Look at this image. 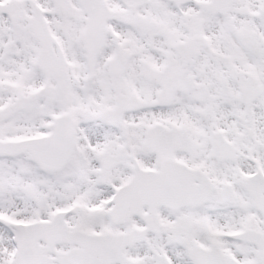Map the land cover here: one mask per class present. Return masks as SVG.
Instances as JSON below:
<instances>
[{
    "label": "snow or ice",
    "instance_id": "1",
    "mask_svg": "<svg viewBox=\"0 0 264 264\" xmlns=\"http://www.w3.org/2000/svg\"><path fill=\"white\" fill-rule=\"evenodd\" d=\"M0 264H264V0H0Z\"/></svg>",
    "mask_w": 264,
    "mask_h": 264
}]
</instances>
